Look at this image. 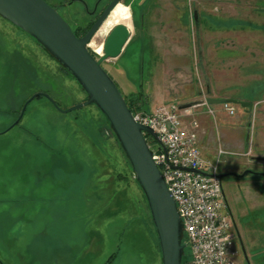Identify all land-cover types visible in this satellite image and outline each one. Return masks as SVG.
I'll list each match as a JSON object with an SVG mask.
<instances>
[{"label":"rangeland","instance_id":"374dc122","mask_svg":"<svg viewBox=\"0 0 264 264\" xmlns=\"http://www.w3.org/2000/svg\"><path fill=\"white\" fill-rule=\"evenodd\" d=\"M82 1L91 10L95 0ZM120 3L130 37L102 66L123 98L140 112L207 97L250 102L233 115L220 103L213 115L199 107L198 146L229 203L235 184L264 190V0ZM59 10L76 26L91 19L78 1ZM114 26L89 43L103 44ZM85 99L44 47L0 16V264H161L147 202L105 116L93 104L60 111ZM229 137L238 141L223 144Z\"/></svg>","mask_w":264,"mask_h":264},{"label":"water","instance_id":"95a60500","mask_svg":"<svg viewBox=\"0 0 264 264\" xmlns=\"http://www.w3.org/2000/svg\"><path fill=\"white\" fill-rule=\"evenodd\" d=\"M120 0H111L91 27L82 36H76L57 9L46 0H0V16L33 37L76 80L86 99L61 112L93 104L105 116L109 126L124 152L133 176L148 205L152 224L158 240L161 264H181L185 244L181 242L182 228L176 203L170 194L160 170L152 158V152L143 133L159 143L156 133L148 126L135 121L120 90L102 61L120 55L128 42L130 32L123 24L109 31L102 44V53L96 58L87 48L91 38L100 28ZM44 96L55 107L56 102L45 92ZM209 104L229 102L243 107L251 103L228 98H210ZM20 111L21 117L25 105ZM201 102L198 100L194 103ZM193 103L179 105L186 107ZM193 171V169H188ZM241 174L230 175L242 177ZM222 174H217L219 179Z\"/></svg>","mask_w":264,"mask_h":264},{"label":"built area","instance_id":"2783aa9c","mask_svg":"<svg viewBox=\"0 0 264 264\" xmlns=\"http://www.w3.org/2000/svg\"><path fill=\"white\" fill-rule=\"evenodd\" d=\"M206 101L186 107L160 104L151 112H132L133 119L150 127L159 143L144 134L161 176L172 195L181 220L182 238L188 247L187 264H237L236 235L223 196L216 166L202 159L198 146L199 107L213 115ZM228 115L236 107L220 103ZM188 119V120H187ZM188 169H193L190 171Z\"/></svg>","mask_w":264,"mask_h":264},{"label":"crops","instance_id":"0c3cea01","mask_svg":"<svg viewBox=\"0 0 264 264\" xmlns=\"http://www.w3.org/2000/svg\"><path fill=\"white\" fill-rule=\"evenodd\" d=\"M234 141L235 138L229 137L222 140V143L232 145L238 140ZM201 155L207 157L204 150L201 151ZM235 185L241 193L235 195L234 191L230 190L232 203H229L226 198L225 200L228 202V211L236 235L235 244L238 251L236 262L237 264H264V190L257 186L255 188L253 185ZM240 200L242 202L238 204Z\"/></svg>","mask_w":264,"mask_h":264},{"label":"flooded vegetation","instance_id":"af4514ba","mask_svg":"<svg viewBox=\"0 0 264 264\" xmlns=\"http://www.w3.org/2000/svg\"><path fill=\"white\" fill-rule=\"evenodd\" d=\"M73 1L80 2L83 5V8H84L85 12L87 13V15L91 16V19L89 21H87L85 24H83L82 26H78V25L76 26V25L69 23V21H66V19L62 15L61 16L68 23L71 30L76 34V36H82L91 27V25L99 17V15L103 12V10L107 7V5L110 3L111 0H95L93 5H92L91 10H89L88 5L82 0H70L67 3L60 2V3H56V4H51V3L47 2V0H46V2L48 4H50L51 6L55 7L59 13H60V10H59L60 7H64ZM226 204H227V210H228V203L226 202ZM228 213H229V211H228ZM229 216H230V219L232 221L230 213H229Z\"/></svg>","mask_w":264,"mask_h":264},{"label":"bare ground","instance_id":"6f19581e","mask_svg":"<svg viewBox=\"0 0 264 264\" xmlns=\"http://www.w3.org/2000/svg\"><path fill=\"white\" fill-rule=\"evenodd\" d=\"M130 13L129 8L122 3H117L116 6L112 9L102 26L96 31L95 36L99 37V35L106 30L109 26L123 24L127 27V29L131 30L130 25ZM111 30V29H110ZM92 46L93 52L101 55L102 53V44H96L94 42L89 43ZM111 59V58H110Z\"/></svg>","mask_w":264,"mask_h":264},{"label":"trees","instance_id":"16d2710c","mask_svg":"<svg viewBox=\"0 0 264 264\" xmlns=\"http://www.w3.org/2000/svg\"><path fill=\"white\" fill-rule=\"evenodd\" d=\"M76 35V34H75ZM64 69V68H63ZM65 70V69H64ZM66 71V70H65ZM67 72V71H66ZM68 73V72H67ZM69 74V73H68ZM127 106L129 107V109L132 111V112H135L137 111L138 109H135V108H139V107H134L132 103L130 102H127L125 100ZM152 142L154 143L155 141L151 138ZM155 230V229H154ZM157 237V236H156ZM189 261V255H188V252L187 250L184 248L183 250V255H182V258H181V264H187Z\"/></svg>","mask_w":264,"mask_h":264}]
</instances>
